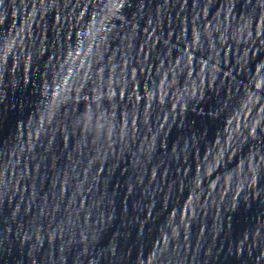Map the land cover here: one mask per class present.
Returning a JSON list of instances; mask_svg holds the SVG:
<instances>
[{
	"label": "water",
	"instance_id": "1",
	"mask_svg": "<svg viewBox=\"0 0 264 264\" xmlns=\"http://www.w3.org/2000/svg\"><path fill=\"white\" fill-rule=\"evenodd\" d=\"M122 5L0 0V264H264L261 0Z\"/></svg>",
	"mask_w": 264,
	"mask_h": 264
},
{
	"label": "clouds",
	"instance_id": "2",
	"mask_svg": "<svg viewBox=\"0 0 264 264\" xmlns=\"http://www.w3.org/2000/svg\"><path fill=\"white\" fill-rule=\"evenodd\" d=\"M116 3L119 4V6H123L122 5V0H116ZM249 7H251V3H249L248 5ZM261 7H264V0H261ZM262 20H264V17H262ZM11 47L12 45L9 44L7 48H4V49H0V60H3L5 57L8 56L10 50H11ZM258 75H259V72H258ZM261 83H264V78H261ZM257 122H254L253 125H252V135H255V131H256V126H257ZM98 127L99 125L95 124L92 120V118L90 117L88 119V121L84 122V135L86 137H88L89 139L92 138V134L94 132H96L97 134V138L99 136V133H98ZM78 133H79V129L77 130ZM121 133L123 134V130L121 129ZM109 136L110 138H114L115 137V127H113L112 129L109 130ZM164 151H167V149H164ZM260 162L261 163H264V157H261L260 159ZM153 177H155V170H153ZM253 182H255V173L253 172ZM237 192H239V187L237 188ZM36 259H40V256L37 255L36 256Z\"/></svg>",
	"mask_w": 264,
	"mask_h": 264
}]
</instances>
